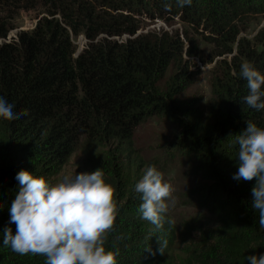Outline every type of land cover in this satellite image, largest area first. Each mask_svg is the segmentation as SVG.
Returning a JSON list of instances; mask_svg holds the SVG:
<instances>
[{
    "label": "trees",
    "instance_id": "1",
    "mask_svg": "<svg viewBox=\"0 0 264 264\" xmlns=\"http://www.w3.org/2000/svg\"><path fill=\"white\" fill-rule=\"evenodd\" d=\"M37 9L43 11L30 32L0 44V96L16 102L17 114L27 110L15 120L0 118V264H45L44 256L3 245L4 228L16 231L9 224L16 175L27 170L51 180L78 149L86 172L102 168L117 189L120 213L107 248L119 250L118 264H249L248 256L264 254V229L252 207L256 180L233 179L236 136L249 121L264 128V110L247 106L249 89L240 76L244 62L264 74V40L257 45L239 35L250 12L264 11V0H192L183 7L177 0H0V39L20 10ZM157 13L181 15L215 46V56H230L211 72L208 109L198 98H184L193 82L189 59L197 53L187 31L185 40L177 31L137 33L138 21H153ZM78 34L88 44L74 56L71 35ZM155 116L179 127L175 150L195 162L203 179L197 199L216 221L188 228L179 260L172 255L173 225L157 230L141 219L134 191L143 166L134 133ZM158 237L168 241L163 255Z\"/></svg>",
    "mask_w": 264,
    "mask_h": 264
},
{
    "label": "clouds",
    "instance_id": "2",
    "mask_svg": "<svg viewBox=\"0 0 264 264\" xmlns=\"http://www.w3.org/2000/svg\"><path fill=\"white\" fill-rule=\"evenodd\" d=\"M177 3L183 7L191 5L192 0H177ZM240 76L247 81L249 89L244 97L247 106L264 110V74L252 62H244ZM15 107V101L10 103L0 96V118L10 121L27 115V110L17 114ZM235 143L239 167L233 179L256 180L252 207L258 211L259 226L264 229V128L247 122L246 130L236 136ZM16 180L19 190L9 209V224H15L16 231L13 234L11 227L4 228L5 247L21 255L44 256L45 264H118L119 250L108 249L107 242L116 227L121 203L115 185L108 182L102 168L64 175L55 182L44 175L21 170ZM176 190L155 164L147 167L134 187L142 200L138 208L140 218L157 230L166 223L172 226L174 221L166 216L170 204L176 202L173 195ZM157 242L160 245L157 251L163 255L168 241L158 237ZM146 251L156 254L150 246ZM247 261L264 264V254L248 256Z\"/></svg>",
    "mask_w": 264,
    "mask_h": 264
},
{
    "label": "rangeland",
    "instance_id": "3",
    "mask_svg": "<svg viewBox=\"0 0 264 264\" xmlns=\"http://www.w3.org/2000/svg\"><path fill=\"white\" fill-rule=\"evenodd\" d=\"M42 11V9L20 10L17 15L12 17L10 23L12 29L5 39L0 40L1 44L17 39L20 32H30ZM151 16L154 18L153 21L148 16H143L142 21H138L140 29L137 33L164 30L168 34H173L177 31L180 38L185 40L183 31L186 30L188 36L194 40L197 53L195 57L189 59L188 69V74L193 82L185 92L184 98H198L201 101V107L205 110L208 109L211 103V72L215 70L218 60L222 58L227 60L230 56H215V46L205 42L203 36L198 34L194 26L184 23L181 15L173 13L171 16L165 14L159 16L157 13L151 14ZM249 16L251 19L240 28L239 35L251 43L259 45L264 40V11H252ZM165 19H168V22H165ZM71 38L75 47L74 56H76L88 44V40L82 34L71 35ZM179 134V127L169 119L155 116L144 120L137 127L133 139L135 153L138 154L143 165L139 168L140 172L137 173V176L140 173L143 176L146 170L143 169L155 164L158 170L164 173L165 178L171 180L177 189L173 194L176 202L174 205L170 204L167 213V218L174 221L173 227L176 232V241L172 248L175 260H179L182 255L181 240L190 226H196L199 224L198 222L207 223L210 226L216 224L214 216L203 208L197 199L196 187L202 183L203 179L195 162L189 156L175 150L174 142ZM84 158L83 152L80 149L76 150L51 180L55 182L64 175H75L88 171V168L83 164Z\"/></svg>",
    "mask_w": 264,
    "mask_h": 264
}]
</instances>
